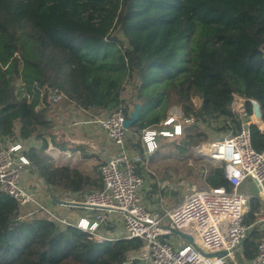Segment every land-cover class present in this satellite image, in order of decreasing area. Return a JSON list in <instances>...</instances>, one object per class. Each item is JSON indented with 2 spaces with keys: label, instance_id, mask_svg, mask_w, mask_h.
<instances>
[{
  "label": "trees",
  "instance_id": "obj_1",
  "mask_svg": "<svg viewBox=\"0 0 264 264\" xmlns=\"http://www.w3.org/2000/svg\"><path fill=\"white\" fill-rule=\"evenodd\" d=\"M261 45L264 0H0V144L20 142L32 171L54 193L84 196L103 188L98 167L91 175L45 153L48 142L64 148L52 119L61 102L105 115L121 109L125 118L138 104L126 144L140 153L142 130L158 127L169 107L179 106L192 123L183 124L179 135L157 136L152 162L162 153L160 139H171V152L188 153L207 140V128L237 134L255 99L263 127L249 124L248 130L252 147L262 151ZM48 89L64 99L53 102ZM234 95L244 99L245 117L230 109ZM136 170L145 173L140 165ZM203 182L230 190L217 164H209ZM148 188L144 200L157 192L167 197L155 182ZM259 210L249 199L243 222L250 229L239 261L257 255L263 234L253 222ZM140 245V239L98 240L0 190V264H127L126 255Z\"/></svg>",
  "mask_w": 264,
  "mask_h": 264
},
{
  "label": "built area",
  "instance_id": "obj_2",
  "mask_svg": "<svg viewBox=\"0 0 264 264\" xmlns=\"http://www.w3.org/2000/svg\"><path fill=\"white\" fill-rule=\"evenodd\" d=\"M48 93L53 102L64 99L56 89H48ZM243 101L234 95L230 109L245 117ZM84 115L90 116L86 111ZM125 119L121 109L93 118L114 147L113 153L99 166L103 188L85 194L80 200L72 197L58 199L49 188L50 201L67 206L82 203L83 207L94 209L92 219L80 217L74 225L98 240L113 239L99 237L98 231L113 213H117L123 231L119 237L141 240L138 249L126 255L127 264L138 261L141 264H229L250 229L243 222L249 196L241 191V187L249 179L259 192H263L264 150L257 151L251 145L250 115L241 122L237 134L192 147L195 155L204 156L222 167L230 190L224 187L200 188L185 194L170 207L163 206L160 198L153 204L144 201V179L136 169L142 164V154H151L156 148L157 136L179 135L182 125L192 123V118L184 116L177 105L169 107L158 127L142 130V154L127 147ZM90 122L85 118L74 123ZM21 149L18 141L7 140L4 146H0V190L20 206H31L37 214L63 224L70 223L47 206L40 187L31 188L23 182V174L31 164ZM256 219L264 220V211L256 213ZM186 235L191 237V242L186 240ZM215 253L223 254L217 256ZM249 264H264V239L258 242L257 255Z\"/></svg>",
  "mask_w": 264,
  "mask_h": 264
},
{
  "label": "rangeland",
  "instance_id": "obj_3",
  "mask_svg": "<svg viewBox=\"0 0 264 264\" xmlns=\"http://www.w3.org/2000/svg\"><path fill=\"white\" fill-rule=\"evenodd\" d=\"M19 82L20 81H17L15 83L16 88H19ZM193 102L195 105H197L198 99L194 98ZM75 108L76 107H73V105H68L64 102H61L59 105H57L55 112H52V119L54 121V136H57L58 141L59 139H61L60 141H63L64 143L66 142V138L68 140V143H83L85 145L84 147L86 152L93 153V157L95 156V158H91V161H88L86 165L84 164L83 168H90L94 166L95 168L99 167L100 163L104 159H102L101 156L107 153L105 147H108L109 149V140L100 125L93 121V118L94 116L103 117L106 113L92 112L89 113L90 116L84 115L86 116L85 118H89L91 120L90 123L84 125L82 123H74L75 121L78 122L80 120L79 116L81 113L79 112L80 110L78 111V109ZM206 132L208 134L207 140L200 143L199 145L231 134L229 131L211 130L208 128L206 129ZM160 140L159 148L162 153L157 155V157L155 156L156 158L153 159L152 162H149L150 154L143 155V151L141 152L142 164L140 165V170L145 172L142 176L144 179L142 192L144 190L143 188H146L148 185H150L151 182H155L156 186H158L159 189L162 188L164 189V191H167V197L163 195L160 196L159 194H157V192L151 195V197H153L152 199L149 198L144 201H148L149 204H153L152 202H157L160 198L162 200L163 206L170 207L171 205L178 203V201H180L185 194L206 187L204 186L205 184L203 182V176L207 172L209 164L212 162L204 156L195 155L193 153L192 147L189 149L188 153L185 151L175 153L174 150L171 152V149L169 147L170 145H168L171 139L166 138ZM178 140L179 139L177 138L175 141ZM0 146L2 145L0 144ZM49 146L53 148V145ZM47 152L49 153L50 157H53L57 160L59 159L58 157L60 154H58V152L53 151L52 149ZM34 177H32L34 183L33 181L31 182V178H28L27 181L31 188H36L43 185L41 180H35L36 178ZM255 189L258 190L257 188ZM171 192H174L175 195H173ZM107 230L108 229L103 228L100 229L98 231V236L105 237ZM104 232L106 233L104 234ZM113 232L114 231L110 230V233L113 234ZM115 235H117L116 237H118V233H116ZM238 258V252L236 251L230 264H244V262L239 261Z\"/></svg>",
  "mask_w": 264,
  "mask_h": 264
},
{
  "label": "crops",
  "instance_id": "obj_4",
  "mask_svg": "<svg viewBox=\"0 0 264 264\" xmlns=\"http://www.w3.org/2000/svg\"><path fill=\"white\" fill-rule=\"evenodd\" d=\"M78 111H79V109H78ZM79 112H81L79 118L85 119L86 116H84V111L80 110ZM82 124H84V123H82ZM86 124H88V123H86ZM86 124H84V125H86ZM258 127L262 128L263 124L261 126H258ZM55 140L57 143L63 144L64 148H57L52 143L48 142V147L46 148L45 153L49 155V153L47 151H50V149H52L53 151H56V152H58V154H60L58 157L59 158L58 160L52 157L53 160H56L57 162H60V163L75 164V165H78L82 170L90 173L91 175L97 174L96 170H95V166L90 167V168H83L84 167L83 165L84 164L86 165L88 163V161H91V158H95V156L93 157V153H87L86 152L85 147H84L85 145L83 143H76V142L68 143L67 138H66V142L64 143L63 141H60L61 139H59V141H58L57 136L55 137ZM108 143H109V149H108V147H105L107 150V153L101 156L102 159L107 158L114 151V147H113L112 143L110 141H108ZM49 145H53V148ZM71 147H77V148L71 149ZM64 157L66 160L64 159ZM32 172H33L32 168L29 167L28 170L23 174L22 180L27 186H29V184L27 183L28 178H31V182L33 181L32 177H34V176H35L34 178H36L35 180L39 179L34 174V172L33 173ZM98 173H99V167H98ZM33 183H34V181H33ZM42 184L43 185L39 186L41 189L40 194L42 196V199H44L47 206L50 209H52L53 211H55L59 216L66 218V220H68L72 224L76 223L80 217L92 219L93 214L96 212L94 209H90V208L83 207V206L58 205L55 202L50 201L51 199L49 198V191H48L49 187L46 184H44L43 182H42ZM262 186H263V192H259L258 190L255 189V188H257L255 186V184L251 180L247 179V180H245V182L243 183V185L241 187V191L245 192L249 196V199L254 198L258 201L259 209H260L258 213L264 211V203H263V200H264V182H263ZM143 189H144L143 192H147L149 188L147 186L146 188H143ZM143 192H142V195H143ZM56 195H57L56 198H58V199H65V198L72 197L75 200H80L83 197L82 194L72 193L69 191L56 192ZM146 203H148V201H146ZM152 203H155V202H152ZM26 207H28V206H26ZM247 207H248V205H247ZM77 211H79V212H77ZM118 217L119 216L117 213H113L110 216L108 222L106 224L100 226V229H102V228L108 229L106 231L107 233L104 232V234L106 233L105 237L115 238L117 236V235H115L116 233H118V237L120 235H122V232H123L122 231V225H120V222L118 221ZM255 226L263 234L261 239H264V220H258L255 218V221L253 222V227H255ZM110 230L114 231L113 234L110 233ZM239 249H240V247H239ZM239 249H237V251H239ZM242 262H244V264H249L250 261H245L244 259H242ZM135 264H141V262L138 261V262H135Z\"/></svg>",
  "mask_w": 264,
  "mask_h": 264
},
{
  "label": "water",
  "instance_id": "obj_5",
  "mask_svg": "<svg viewBox=\"0 0 264 264\" xmlns=\"http://www.w3.org/2000/svg\"><path fill=\"white\" fill-rule=\"evenodd\" d=\"M260 50H261V52L263 54V57H264V45L260 46ZM249 103H250V106H251L250 124L261 126L263 124V122H262V113H261V109H260L259 103L255 99H250ZM138 111H139V105L136 104L135 105V109L131 112L129 117L124 120L123 125H124V127L127 130L129 129L131 124L136 120ZM56 201L59 204L62 203V201H59V200H56ZM72 204L76 205V206H82V203H72ZM69 205H71V204H69ZM185 237H186V240L188 242H191L192 239H191L190 236L186 235ZM222 254L223 253H215V255H217V256H220Z\"/></svg>",
  "mask_w": 264,
  "mask_h": 264
}]
</instances>
